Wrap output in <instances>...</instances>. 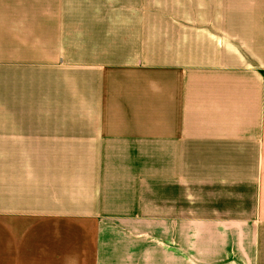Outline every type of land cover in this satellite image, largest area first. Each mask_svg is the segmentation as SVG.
Masks as SVG:
<instances>
[{
	"label": "crops",
	"instance_id": "obj_1",
	"mask_svg": "<svg viewBox=\"0 0 264 264\" xmlns=\"http://www.w3.org/2000/svg\"><path fill=\"white\" fill-rule=\"evenodd\" d=\"M0 264H264V0H0Z\"/></svg>",
	"mask_w": 264,
	"mask_h": 264
}]
</instances>
